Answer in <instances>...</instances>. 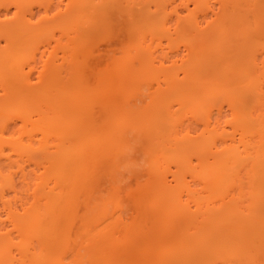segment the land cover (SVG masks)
<instances>
[{"label": "bare ground", "instance_id": "1", "mask_svg": "<svg viewBox=\"0 0 264 264\" xmlns=\"http://www.w3.org/2000/svg\"><path fill=\"white\" fill-rule=\"evenodd\" d=\"M86 1L88 2V0H84L81 2L79 1V3H82L84 5ZM121 1L122 0H120V3L127 2L128 5L130 4V0H123L122 2ZM241 1L244 2V0ZM249 1L251 2V0H247L245 2L248 3ZM201 2L207 4V6L206 4H203L204 7L206 6L205 8L203 7V5H201L204 10L206 9L205 17H208V20H214L210 19V15H207L214 9V7L212 6L213 4L210 3L211 1L202 0ZM77 3L78 2H76L74 5L78 6ZM167 4L169 7L170 4L166 2L162 7L166 8ZM53 5L54 0H47L45 11L48 12V14L49 11L53 9ZM248 6L250 7V5ZM167 8L164 9V13ZM236 8L237 7H234L235 12L237 13L238 9ZM229 9L227 10L230 11ZM74 10L79 11L77 7ZM231 11L228 12L231 13V15H229L227 12L225 13V16H227L226 18L227 20H230V23L229 21H226V19L224 20V18L223 20L221 19L222 21L219 20L220 24H218L219 21L216 22V24H214L213 21H207V26H210L207 27L208 29L206 28V23L204 22L205 20L203 22H201L202 20L200 21V16L198 18H196L195 16L192 20L187 22L186 26L188 27V29H185V33H190L188 34L190 35L188 37L192 41L193 45L190 43L191 46L189 45L190 47H187L188 52H185L186 54L182 53L184 51L180 52L181 49H178L179 51L175 52L174 50L165 52V49H151L150 46L148 50L145 47H143V49L141 47L142 50H145V52H143L141 51V49L137 48V53H140V56H138V60H141L142 63V65L140 63L139 67L142 68V66L145 65V67L143 68H145L146 73L148 75H153V77H156V82L159 81L157 82L159 83L158 86L166 83L168 86V90L165 92L169 91L172 93H176L179 95L178 97H180V95L183 96L185 93H187L185 94V98L183 97L184 99L182 97L178 98L179 100H181V102L179 100L178 102L182 104H184L182 100H184V102L185 100L188 101V98L191 100L192 93L194 94L195 92H201L199 88L198 90H200V92L195 89V84L197 85L199 78L205 75L206 71L209 73H207L208 75H210L211 73L212 76H215L213 78H216V84H219L226 79L224 81V84H222L223 82L221 83L223 87H226L224 85L225 83H228L226 82L228 76L232 78L233 73H231L230 76L229 74L232 67L229 70L226 63L221 64V62H219V59L221 61L223 60V58H225L224 61H226L227 59V52L223 50L226 46H230V44H232L231 40L232 42L233 40H236V43H234V45H237L238 40L243 45H245L248 41V44L251 42V40H249L250 38L246 40L247 38H244L242 36H245L246 33H249L250 27L248 26L251 25L249 24L250 22H244L247 23L246 26L242 22V24L244 25H242L244 29L242 32L239 31L240 29L238 30V28H235L233 30L234 32L231 31L232 36H238L237 34H239V36L241 35V37H243L241 39L240 37L238 40V37L231 38L230 33L229 36L226 32H224L225 28L229 29V27L232 26H239L240 28L241 26L238 25V23L240 24L241 22H237L235 19H232L234 18L233 14H235V12L232 11V13ZM213 13H215V11ZM213 13H210L211 17L214 16L212 15ZM227 14L229 15V17ZM29 15V18L26 17L27 20L23 21L20 19L14 23H10V20L8 21L3 20L2 18L0 19V33H3L2 35L7 36L6 39L8 40V45L6 44V48L4 49L2 48V44L0 42V85L2 86L3 90H5V96H0V117H5L4 127L6 128L10 125V123L16 122L18 116L26 115L28 117H31L30 112L33 113V109H35L36 111L42 110L41 107H43L42 104L44 102V104L47 103L46 105H49L51 108H55L56 111L58 109H61L63 112L61 113L62 115H57L55 117H49L55 114L52 115L49 113L47 115L43 111L39 114L40 117L37 120H42V123L40 126L38 124L37 128L41 127L43 129L44 141H42V144L40 142L41 145L38 147L34 146V140L37 135H31L33 131L30 132L29 135H24L26 134L24 133L17 138L14 137L16 139H13L12 137V139L10 140H5V138L0 136V139L2 138V142L0 140V162H8L11 168H13L15 163L18 164L13 168L16 169L18 166L16 170H10L9 168L10 171L7 173L3 172L2 168L0 169V264H252V258L254 254L247 253L249 249L254 250L257 247V245L254 243L256 240L260 241L262 247L260 254L264 259V218H262L264 217V120H262L261 118L264 116V112H262L264 110L260 111L262 112V114L260 112H258L257 114L258 110L254 111L252 110L251 106H248L249 101L252 103L253 109L254 102L256 103H254L256 108L259 107L262 109V106H264V91H261L259 88L262 83L261 85L260 82L258 83L261 76L257 80L258 74H264V69L261 71L263 72L262 74L261 72H255L259 69L257 70L256 67V69L254 70V66L252 65H255V63H252V60H254L253 57H250V61L248 60L249 58L246 59L247 61H245L246 56H244V58L242 59L240 57L239 59H244V62H241V60H239V63H236L238 61H235V63L237 64L238 73L236 72L235 68H233L232 70L234 72V75H238L236 76L237 78H241L239 79V81L237 78H235L237 81V87L239 88L236 87L235 89L234 87L236 91L232 89L234 97L233 95L230 96L231 100L229 101L230 104L233 101L232 106H234V109L236 108L235 105L238 108V112L236 110V112L233 110V112L235 113V119H233L235 121V126L233 125V127L235 128L234 132H231V135H227V133L226 135H221V133H219L214 137L212 135H209V138L205 136L207 139V143L205 137V143H203V141L197 140L198 136H195L196 140L198 141L196 143L194 135H192L194 140L191 139L192 136L189 135L190 131H188L186 135L181 136L176 134V137H174V135L171 136L175 141H180L175 142V144L180 143L179 145L177 144V146L174 145L175 149L177 147L180 148V151L182 149L183 152H179L184 155L189 151L191 153L195 151L197 154L195 152L194 153L198 157L199 164L195 167L191 166L192 159L190 158L186 163L187 165L184 163L185 168H189L187 172L190 174L192 180H187V172H175L173 174V177L169 179L170 177H168V173L166 172V176L164 171V176H161L163 179H160V181H162L161 185L163 186L162 191L165 189V193L163 194L168 193L166 194V197L169 196L170 198L166 199L165 195H163L164 197H160L161 200H159L160 198H158L156 202L152 201L153 203L151 202V204H148L147 200L145 199H142L143 201L140 199L139 201H137L138 199H135L136 201H133L132 204H130L131 206L129 205L130 210L133 208V213L137 212V216L142 215L144 218H147L149 220L152 218H156L154 219V221L158 219L159 221L152 222V219L148 222L147 219H144L142 221L146 220L147 222L145 221L143 224L139 222L136 226H134V224L132 226L131 223H126V221H123L125 212L129 209L127 204L124 205L125 202L123 200L114 201L113 198L111 199L113 201H109L108 203L106 202L108 199H103L102 197L99 198V195L98 197L97 195H95V189L93 194L90 193L91 191L93 192V189H91V183L93 182V172L91 171H93V165L91 163L94 160H97L95 159V157L97 158L100 154L102 155L103 152H105V154H108V152H106V149H104L107 148V146L110 145L113 150H116V146L113 143H122V139L124 141V134L121 133L122 131L124 133L125 131H128L129 126L127 127V125L129 124L126 123V126H124L126 127V130H123V127L121 126H118L122 128V131L118 130V132H120L118 134H121L120 136L122 138L116 136L120 142L116 141L117 139L115 138V136L114 138H112V140L115 139L114 141L116 142L111 141L110 143L109 141L110 144L103 139H101L103 140V142L101 140L99 141L98 137H91L89 130H92L91 128L94 126L89 129H85V126H82L84 124V121H86L85 123H88V117H90V112H92L93 110L91 109L92 106L89 107L90 109L88 108V106L90 105H87L89 103L85 102L86 99L82 100V97L86 96L82 94L81 90L84 82H81L82 85H78L75 90L70 89L67 91V88L64 89L66 85L65 83H67L68 78L67 75H64L65 69L62 66V64L64 65V62H60L58 65L54 61L57 58L55 59L52 57V60L47 59L44 62V69L43 71H41L40 75V85H36L35 90V85L32 82L31 73L34 68L33 64L37 62V52L34 55L32 54L33 56L30 55V61V58L28 56H24L28 57V62L27 59L23 60L27 62L28 65L26 66L30 67V70L26 72L24 71V64H26V62L24 63V61L20 59V48L19 50L17 48L19 45H24L25 43H27L29 39L35 35H37V37L39 36V34L49 35L50 30L47 31L49 28L46 29L47 27L45 26V28L41 23L40 26H38L39 24L37 25L33 23V13H30ZM165 15L170 16V14L167 15V13H165ZM169 16L168 18L164 16L165 18L163 19L167 20L164 25H162L163 22L162 24H160V29L162 28L161 31L164 30L163 32H165L166 28L168 29L169 33L171 32L170 24L168 25L169 27H167L168 21H170L169 19L171 18ZM46 17L48 16H45V18ZM75 20L78 19L75 18ZM231 20L234 24L237 22V25H233ZM72 22V20L68 22V26H70V28H73L74 26L76 28L75 30H78V28L81 29L82 26L80 25L78 28L76 27V25L72 26ZM225 22L228 23V25H224L223 23ZM221 23L225 27H223ZM217 24L221 25V28L217 27ZM229 24H231V26ZM214 26L216 28V32L219 31V29H222L217 32V34L219 33L217 37H219L220 34L222 37L220 36V44L216 46V48L214 47L215 45H217V42H215L214 39L217 37L213 39L214 41L212 40L213 44L212 42H208L210 40L209 37H205L207 36L206 32L208 34L209 31L211 32V34H208V36L211 37L212 34V36L217 35L216 33L214 34L215 31L213 32V30H215ZM42 27L43 30H41ZM247 27L248 32L245 29ZM70 28L67 27V30ZM184 28L186 27L184 26ZM210 28H212L213 30H209ZM187 30H189V32ZM230 30L228 32H230ZM45 32L48 33L45 34ZM80 32V36L78 35V33H76L78 37L76 36V34L74 35L75 40L76 37L77 39L82 40L83 36H81V34L83 35V33ZM223 32L227 35H224ZM169 33L165 32L166 35H168ZM51 34L53 35V33H50V37L52 36ZM191 34L196 38L191 36ZM222 34L226 37V42L228 41L227 43L222 41V43H224L223 45L228 44L225 45L224 48H222L221 45V40H224L222 39ZM48 35L47 40L50 39ZM228 36L230 37V40L228 39ZM144 37L145 36H143V38ZM245 37L250 36L246 35ZM193 38L195 42L193 41ZM205 38H207L208 40H204ZM196 39H199V41H197ZM77 42L80 43L81 41L78 40ZM79 43H75L77 44L74 47L76 50L77 48H79ZM208 45L210 46L211 50H213V52L208 51V49H210L208 48ZM211 45L214 46V49L211 47ZM78 51L79 49L76 51V53ZM162 51L165 53H162ZM219 51L222 52L219 53ZM181 54H185V56L182 55L183 57H181V59L183 58L182 60L186 62V68H183L182 70L184 73L182 75L183 77L178 74L182 71H176L178 72L177 74L176 72L172 73L168 71V69L172 67V64L175 63L170 64V67L167 66V63L172 62L173 59H176L177 61V58L175 57H179V55ZM216 54H218L219 56H216ZM220 54H223V56H220ZM134 55H136V53ZM254 55L257 62V56L255 53ZM72 57L74 60L71 59V61L73 63L75 62L77 64L75 65L78 66V62L80 63L81 60L79 61V58H74L75 55H73ZM84 57L85 59L87 58V56ZM130 57L132 58L133 55H130ZM219 57L223 58L221 59ZM136 58L137 57H135V60L138 61ZM130 59L129 61L125 59L126 61L122 62L124 64L121 63L123 67H119V70L114 69L117 74L119 73L118 75L112 74V76L115 75L114 77H118L121 74L119 78L122 77V81H126L125 83L124 81L122 82L123 85L127 84V80H129L128 85L130 83H134L133 79L129 77H132L133 74L134 77H136L135 74L137 73H135V71L137 72V70H139L137 69L136 64H134L136 63L134 57L131 59L134 65H131L132 63L130 62ZM211 61H215L213 62L214 64H217L218 61L222 65H219L217 67L218 70L216 69V73V67L213 66L214 64L212 66L215 68L211 66L214 71H212L213 69H211L209 66ZM240 62L242 64H240ZM238 64L241 65L240 68H242L243 70H238ZM255 66H258V64H256ZM78 67L81 68L82 66ZM133 67L136 70L133 69ZM234 67H236V65ZM221 70L223 74L225 72L228 73H225V76L227 75L226 77L221 73ZM130 71H132V74H129ZM80 72L81 71H74L75 75L77 76L75 78L77 79V83L79 82L78 79L80 77L83 81V75L82 73L80 74ZM203 72L204 74L200 75V73ZM78 74H80V77ZM221 76L224 78V80ZM65 78H67V80ZM214 79H212V82H214ZM261 79H264V75ZM245 80H248V83H245L246 85L243 84ZM138 82L139 81H135L134 91L130 94V97H132L131 95L133 94L135 95V93L138 94V90L141 91V89L144 87L141 82ZM193 82L196 83L194 84ZM141 84L142 88L139 89ZM216 84H213L212 86L210 85V87L207 86L209 85V83L205 84V89L206 87L209 88L208 90L206 89V92L209 90H217V88L214 86ZM240 84L243 88L238 86ZM191 85L192 87H190ZM263 87L264 82L262 90L264 89ZM158 88L160 89L162 87ZM183 88L185 89L183 90ZM241 88L243 90H241ZM79 89L81 90V93ZM164 90L166 89H162L163 94L160 91L163 96L165 95ZM246 90H250L248 92L249 95L247 94ZM56 91H60L62 94H57H61V96L59 98H56V102L50 104V101L46 100V98H48V96H50L52 93L54 97V92ZM179 92L181 93L179 94ZM140 93L138 95L141 96L142 93ZM214 93L215 92H211L209 94L212 95ZM250 94L254 95L251 96ZM134 95L133 97L138 96ZM138 97L134 100L127 96L128 99L125 98L123 103L127 99V102H131L134 106L133 102L137 104L136 100H139L140 98ZM250 97H252L253 100H250ZM37 98H39V101L38 103H36L37 106H34L33 103ZM131 99L134 101H131ZM234 101H236V103ZM131 103L129 104V106H131ZM173 103L174 102H170V105L168 103V105L165 106V111L168 114H171V111L173 112V105L176 106V102L174 104ZM124 104L127 106L126 102ZM246 106H248V108ZM127 109L128 108L126 107L124 109L125 111L123 112L124 115L126 113V116L130 115L129 112L131 113L132 111V109H128V112ZM196 109L198 108L196 107ZM208 109V112L206 111L207 116H205L204 120V123L206 125L205 132L213 130L209 127L212 126L214 122V109H209L210 111ZM87 110L91 111L89 112ZM17 111L18 113H15ZM87 112H89V114ZM158 112L156 115L158 117H161L163 112H161L160 110ZM160 112L162 114H160ZM254 112H256L255 114L257 115H254ZM123 113L121 114V116L123 115ZM220 113L223 114L221 106L220 112L218 113L219 116H221ZM259 113L261 115H259ZM140 114L145 115V113L143 112ZM140 114L139 116H141ZM171 115H174V112ZM222 116L216 120L217 124L214 128L216 129V132L217 130H219V127L221 128V126H223L221 125V122H223L221 121ZM73 121H75L74 124H71V122ZM181 121L182 120H180V126H182L181 124L184 123L183 121L181 123ZM227 121L230 122L229 120ZM226 125L227 122L223 128L224 130L226 129ZM86 130L89 132H86L87 135L85 134ZM179 130L180 129H178L177 131V133L179 132L178 134H180V131L182 129L180 131ZM221 132L225 134L226 131ZM50 137H56L52 138L53 140L56 139L54 140L56 143L51 144L48 141V138ZM111 137H113V135L108 136L109 139H111ZM25 138L27 139L26 142L24 141ZM96 139H98L99 143L101 142L103 145H105L103 147V145L100 143L103 147V152L101 151V146ZM187 139H189L190 142L187 141ZM208 139H211V142L210 140L208 142ZM7 141L9 148L6 144ZM184 141H186V143ZM95 142H97L98 144ZM200 142H202L203 144ZM220 143L224 145V147L221 149L219 148V146L221 145ZM6 147L8 148V150H6ZM90 149L93 152H91ZM34 152L38 153V156H36H40L43 161L42 166L46 168V170L41 174H31L33 170H27L28 167L31 166V162H34L33 164H35L36 167H40V165L42 164L39 158L38 160L41 163H39L38 161H32L34 160L33 156H35ZM105 154L103 153V155ZM13 155H16L18 157V160L15 161L13 159ZM87 155L90 157H88ZM182 157L184 158L183 155ZM90 159L92 161H90ZM20 160H22V162H19ZM93 164H95V162H93ZM90 166L92 167V169ZM247 170L248 173L246 172ZM243 171L248 174V182H250L251 184L250 189L253 190L252 192H254L251 193L252 196L250 193L244 190L245 187L243 186V184L245 182L242 181L244 180L242 179V176L243 178H245V175L242 174ZM245 172L244 174H246ZM191 181H194V183L197 182V184L199 183L198 185H201L203 193L204 191L205 193H207L208 198H205V201L203 200V196L200 198V195H202L203 193H198V189L201 188H196L197 190H195V188H192L193 183ZM240 181L242 183L243 189H241V184L239 183ZM173 182L176 183L173 185ZM177 186L180 188V190L178 191V193H176L177 195L175 194V196L174 191L176 192L179 189H176ZM236 186L237 188L240 187V192L244 190V192L250 194L253 202H251V198L249 201L248 198L244 197V200L249 201V206L248 203H245L246 201H243V199H241L246 195V193L243 195L242 191V197H240L241 194L238 197L239 200L241 199L247 205L246 207H244L245 204L243 205L237 199V196H233L231 194L230 190H233ZM158 188L160 187L158 186ZM86 193L90 194H87L88 196H86ZM232 193L235 194L234 191H232ZM78 194H81L82 196H78ZM11 195H13L14 198H9ZM22 196H27L28 199L26 200ZM173 196L174 198H171ZM98 198L102 199L103 201L100 202L101 200H97ZM31 199H33V201L30 203L29 201H31ZM104 200H106L105 203H103ZM111 202H114L113 206ZM143 202L148 205H144ZM29 203L30 205H28ZM238 203H241V206ZM125 206H127V208H124ZM21 209L23 210V212ZM247 209L248 212L246 211ZM161 217H164L163 220L167 218H170V220L162 221ZM261 220H263V226L260 225ZM246 230H250V234H248ZM14 232H16L19 237H21L19 242H16V240L14 241ZM245 254L247 255L244 257ZM241 260L243 261L241 263H238Z\"/></svg>", "mask_w": 264, "mask_h": 264}, {"label": "rangeland", "instance_id": "2", "mask_svg": "<svg viewBox=\"0 0 264 264\" xmlns=\"http://www.w3.org/2000/svg\"><path fill=\"white\" fill-rule=\"evenodd\" d=\"M79 1L81 2L84 0H79ZM79 1L78 0H76V1L75 0H54L53 9L51 11H49V14H48V12L45 11V5H46L47 0H0V19L2 18L3 20H8V21L10 20L9 21L10 23L17 22V20H20V19L25 21V20H27L26 17L29 18L30 17L29 14L33 13V18H32V21H34L33 23H35L37 25L39 24L38 26H40L42 24L44 27L45 26L47 27V28L45 27L46 29L49 28L47 30V31L50 30L49 35H50V33H53V35L52 34L51 35L54 37H52V36L50 37L47 34L50 38L49 40H47L48 39L47 35H40L39 34L38 37H37V35H35V36L31 37L27 43H25L24 45H19L17 48L18 50L20 48V50H19L21 53V54L19 53V55L21 56L20 59H22V61H24V63L26 62L25 61L26 59L28 62V57L30 58V55H32V54L34 55L37 52V62L33 64L34 68H33L32 73H31L32 82L35 85L34 88L36 87V85L37 86L40 85V81H41L40 75H41V71H43V69H44V67H43L44 62L47 59L52 60V57L55 59L57 58L56 60H54V59L53 60L58 65L60 62H62V63L64 62V65L62 64L63 68L65 69L64 75H67V78H68L67 83H65L66 85H65L64 89L67 88V91L70 89L75 90V88L78 85H82L81 82H84L81 90H82V94L86 95V96L82 97V94H81V97H82V100L86 99V101L85 100L84 101L89 103V104H87V103H85V104L90 105V106H88V108L92 106L91 109H93V110H92V112H90L91 110H87L90 112V117L86 116V117H88V120L86 118L85 119L87 120L88 123H85L86 121H84V124L82 126H85V129H89L92 126H94L91 128L92 130H89L91 137H98L99 141L101 139H103L104 141H107V143H109V141L111 143V141L115 140V139L112 140V138H114V136L117 139L118 136L120 138H122L120 135L124 134V136H123L124 141L122 139V143H117L116 141H119L118 139L116 141H114L116 143L112 142L116 146V150H113L110 147V145L107 146V148H104V149H106V152H108V154H105V152L102 151V149L105 145H103L100 142L103 145V147H102L101 144L98 142V139H96L97 142L101 146V151L105 155H103V153L101 152L102 155L100 154L97 158L95 157V159H97V160L93 161V162H95V164H93V162L92 163L90 162L93 165L92 166L93 171H91V172H93V177H92V180H93L92 183L93 184L90 182L92 185L91 189H93V192L91 191L90 193L93 194L94 189H95L96 190L95 195H97V197L99 195L100 196L99 198L102 197L103 199H108L107 201L104 200L103 203H105V201L109 203V201H113V200H111L113 198H114V201H116V200L122 201L123 200L125 202V203L123 202L124 205L127 204L129 207V209L126 210V212H125L123 221L124 222L126 221V223H131L132 226H133V224H134V226H136L139 222H141V224H143L146 220L145 221H142V220L147 219V218H144L142 215L137 216V212L133 213V211H134V210H132L133 208L130 210V206H131L130 204H132L133 201H136L135 199H138L137 201H139V199L140 200L145 199V200H147L148 204H151L152 201L156 202V200H158V198L162 197L163 195H165L166 199L170 198L169 196L166 197V194H168V193L163 194V193H165V189L162 191L163 186L161 185L162 181H160V179H163L161 177V176H164L163 172L165 171V175L167 172L168 173L167 175H169L168 177H170L169 179H171V177H173V174L175 172L183 173V172L188 171L189 168H185L184 163L186 164L187 161H189V158L192 159V162H191L192 165L191 166L195 167L199 164V160H198V157L196 155L197 153L195 151L194 152L196 154L194 152L191 153L189 151L191 149H189L188 150L189 152L185 153V155L180 153L182 151V149H181V151H180V148H178V147L175 149L174 145L177 146L178 143L175 144V142L177 140L175 141L174 138L171 136L174 135V137H176L175 136L176 134L181 135V136L186 135V133H188V131H190L189 135H191V136L194 135L195 140H196L195 136H198L197 140L203 141V143H205L204 142L205 136L208 137L209 135H212L214 137L215 135H218L219 133H221V135L222 134L226 135V133H227V135H229L231 132H234L235 128L233 127V125H234L235 121L233 119H235V117H234L235 113L233 112V110L237 111L238 108L235 105L236 108L234 109V106H232L233 101L231 102V104L229 101L231 100L230 96L233 95V90H235L237 87V84H236L237 81L235 78H237L236 76H238V75H234V72L232 70H233V68H235L236 72L238 73L236 63H239V60L244 58V56H246L245 61H247L246 59H248V58H249L248 60L250 61V57L252 56L253 59L255 60V61L252 60V63H255V65L258 64V66H255L254 64H252L254 66V70L256 69V67H257V70L259 69L258 71H255L256 73L257 72L259 73L264 69V0H253V1L251 0L252 3L250 1H249L250 3L245 2L247 0H244V2L241 0H238V1L237 0H210L211 1L210 3L213 4V5L212 4L211 5L214 7L213 10L215 11V13H213L214 11L212 10V12H210V13H213L212 15H214V16L211 17L210 13H208L207 15L208 16L210 15L209 16L210 19H214V20H208L207 19L208 17L207 18L205 17L206 16V14H205L206 9L204 10L201 6L204 4L201 2L202 0H176V1L175 0H134V1L130 0L129 5L127 2H122L123 0L121 1L122 3H120V0H88V2L86 1V3L84 5L82 3L80 4ZM198 1H200L201 3ZM76 2H78L77 3L78 6L74 5ZM165 2L170 4L169 7H168V4L166 5V8L167 7L168 8L165 11V13H167V15L170 14V16L169 15L168 16L171 17L169 19L170 21H168V24H167V27H169L168 26L169 24L172 27V28L170 27L171 32L169 33L167 28L165 30L166 33L167 32L169 33L168 35H166L165 32H163L164 30L161 31L162 28L160 29V24H162V22H163L162 25H164L165 22L167 21L166 19H163V18H165V17L168 18V16H166L164 13V9H166V8L162 7L163 5H165ZM204 5H203V7H204ZM248 5H250V7ZM206 6H207V4H206ZM76 7H77V9H79V11L74 10ZM234 7H237L236 8V9H238L237 13L235 12ZM227 9H229L230 11L232 9V11L235 12V14H233L234 18H232V19H235L237 22L238 21L241 22L240 24L238 23V25L242 26L243 25L242 22L243 23L244 22H247V23L250 22L249 24H251L250 26H248V27H250L249 33H246V35L250 36V37H245L246 35L245 36L242 35L244 38H247L246 40H248L250 38L249 40H251V42L249 44H248L249 41L245 45L241 44V42L238 40L239 37H240V39L243 38V37H241V35L239 36V34H237L238 36H234V35L232 36V34H231L232 32H234L233 30L235 28L236 29L238 28V30L240 29L239 31L242 32L244 30L243 26L244 25L246 26L247 23H244L242 28H241V26H240V28H239V26L238 27L232 26L233 27V29H232V27L228 26L229 29L225 28V31H224L228 35L230 33L231 36L230 35L229 36L231 38H233V37L237 38L238 37L237 38V40H238L237 45L235 44L236 46L234 45V43H236L235 42L236 40L235 41L233 40V42L231 40V43H232V44H230L231 47L226 46L227 48L225 47V49L223 50V51L227 52L226 53L227 56L224 54L227 58L226 61H224L225 58H223V57H219V58H221V59L223 58L222 61H224V62H222L218 58L219 62H221V64L222 63L227 64L229 70L232 67L229 75L231 76V73H233L234 78L232 77L233 78L232 79L231 77L228 76V79L226 81L228 83H225L224 86H226V87H223V85H221V83L223 82L222 84H224V81L226 80V79L224 80V78L227 76V75L225 76V73H226L225 71H224L225 73L223 74L222 70H221V73L225 77L223 75L222 76L224 78L221 76L224 81H222V79L220 77L222 82L219 84L215 83L216 78L215 79L213 78L215 76H212L211 73H210V75H208L209 73L206 71V74L201 76V78H199L197 85L195 84L196 82H193L195 84V87H196L195 89L199 92L201 90V92L200 93L195 92L194 94L192 93L191 94V96H192L191 100L189 98H188V101L185 100V102H187V103H185L184 100H182V102L184 104L179 103L178 98H180V97L185 98V94H187V93H185L184 95L182 94L183 96L180 95V97H178L179 95L176 93H172L169 91L165 92L168 90V88H167L168 86L166 83L164 84L162 82L163 84L161 86H158L159 83H157V82H159V81L156 82V79H157L156 77H153V75H148L146 73L145 68H143V67H145V65L142 66V68L139 67L141 60L140 61L138 60V58H139L138 56H140L139 55L140 53L139 54L137 53L138 52L137 48L141 49V47H142V49H143V47H145L148 50L151 46V49H156V48L161 49L162 48V49H165V52L170 51V50H174V52H175V51H179L180 49H181L180 52L184 51L182 53L188 52V48L191 46L192 41L188 37V36H190V35H188L190 33H188V34L185 33V31H186L185 29H188V27L186 26L187 25L186 23L189 22L190 20H192L193 17H195V16H196V18H198L200 16L199 19H200V21L202 20L201 22H203L205 20L204 22L206 23V28L209 26V25L207 26V24H208L207 21H211V22L213 21L214 24H216V22H218L219 20L222 21L224 18V20L226 19V21H229V23H230V20H227V18H226L227 16H225V13L228 11ZM230 11H228V12H230ZM203 14H204V18H203ZM228 14L231 15V13H228ZM229 15H228V17H229ZM45 16H48V17L45 18ZM230 17H232V16H230ZM75 18H77L78 20H81V21L75 20ZM71 20L73 21L72 26L76 25L77 28L79 27V25L82 26L81 29L78 28L79 31L75 30L76 28L74 26H73L74 29L70 28V26H68V22ZM220 21L218 22V24H220ZM79 22H80V24H79ZM237 22L234 24L232 21V24L237 25ZM65 23L67 24V27L70 29L67 30ZM218 24H217V27L221 28L222 23H221V25H218ZM223 24L228 25V23H226V22ZM69 25H70V23H69ZM183 25L186 28H184ZM224 25H222V26L225 27ZM229 25L231 26V24H229ZM251 26H252V28H251ZM162 27H164V26H162ZM248 27L245 29L247 30ZM214 28H215V26H214ZM41 30H43V27ZM209 30H213V29L210 28ZM220 30H222V29H219V31ZM229 30H230V32H228ZM69 31H70V33H69ZM74 31H77V32H74ZM80 31L83 33V35L81 34V36H83L82 40L77 39L78 36L76 33H78V35H79ZM187 31L189 32V30H187ZM219 31H217V32H219ZM213 32H214V34L215 33L217 34L216 28H215V30H213ZM224 32H223V34H224ZM247 32H248V30H247ZM46 33H48V32H45V34ZM226 33L224 35H227ZM235 33H236V31H235ZM2 34L3 33H0V39H1L0 42L2 44L1 45L2 48L4 49V48H6L5 45L7 44L8 40L6 39L7 36H4ZM75 34L77 36L76 40L81 41L80 43L75 40V36H74ZM208 34H211V32L209 31ZM208 34L206 32L207 36H205V37H209L211 41L209 40L208 42H212V40L215 37H217L219 33L216 36L215 35L212 36L213 35L212 34L211 37H213V38L208 36ZM224 35L222 38L224 40H221L222 48H224L225 45H228V44L223 45L224 43H222V41H224L225 43L228 42V41L226 42V40H225L226 37ZM143 36H145L146 38L145 37L143 38ZM191 36H193V35L191 34ZM220 36H221V34H220ZM220 36L214 39L215 42H217V45H215V47L213 45H211L212 48L213 47L216 48V46H218L220 44V41H219ZM229 36H228V39L230 40ZM193 37L196 38L195 36H193ZM194 38H193V41H194ZM142 39H143V41H142ZM204 40H208V39L205 38ZM48 41L51 43H49ZM197 41H199V39ZM218 41H219V43H218ZM142 42H143V44H142ZM215 42H214V44H215ZM75 43L80 44L79 48H77V50L79 49V51L77 53H76L77 50L74 48L75 45H77ZM212 44H213V42H212ZM3 46H5V47H3ZM208 48H210L209 45H208ZM228 48H230V49L232 48V49L230 50ZM142 49H141V51L145 52V50H142ZM208 51L213 52V50H211V48L208 49ZM165 52L162 51V53H165ZM221 52L219 51V53H221ZM135 53H136V55H134ZM254 53L257 56V62H256V58H255ZM185 54H181V55H179V57L178 56L175 57V58H177V61H176V59H173L175 62L173 60H172V62H168L167 66H169V67L171 66L170 64L175 63V64H172V67H170L168 69V71L173 73L176 71H178V72L182 71L183 68H186V66H185L186 62H184L182 60L183 58L181 59V57H183L182 55L185 56ZM73 55H75L74 58H77V59L79 58L78 59L79 61L81 60L80 63L78 62V64H79L78 66H82L83 68L82 67L79 68L78 66H76L77 64L75 62L73 63L71 61V59H73V57H72ZM130 55H133L134 60H135V57H137L136 59L138 61L135 60L136 63H134V64H136V67L139 70H137V72H136L135 71L136 69L133 67V69H135L134 70L135 73H137V74H135L136 77H134V74L132 77H129V76L128 77L133 79L134 83H130L128 85L129 80H127L126 85H128V86H126L125 84L123 85V83H122L123 81H124V83L126 81L125 80L122 81V79H121L122 77L119 78V76L121 74L118 77H114L115 75L112 76V74H116V75L119 74V73L117 74V72L115 70H119L118 68L122 66L121 65L122 62H124L126 60L129 61V59L131 58ZM217 55L218 54H216V56ZM24 56H28V57H24ZM84 56H87V58L85 59ZM220 56H223V54L222 55L220 54ZM22 57H24V58H22ZM237 57H238V59H237ZM240 57H241V59H239ZM178 58H179V60H178ZM23 59H25V60H23ZM30 60H31V58L29 59V61ZM215 61H216V59H215ZM215 61H213V62H215ZM235 61H238V62L235 63ZM242 61L244 62V59L241 60V62ZM27 62H26V64H24V67H25L24 71H26V72L30 70V67L26 66V65H28ZM130 62L132 64L131 63H129V64L134 65L132 60ZM213 62L211 61L212 64L210 63L209 66L211 69L216 67L215 68V73H216V71L218 70L217 67L221 64L217 61V64L215 63L217 65L216 66ZM241 62H240V64H242ZM125 63H127V62H125ZM122 64H124V63H122ZM141 65H142V63H141ZM212 65L215 67H213ZM235 65H236V67H234ZM238 66H239L238 70H243L242 68H240L241 65L238 64ZM242 66H244V65H242ZM116 67H117V69H116ZM74 71H77V72L81 71L80 74L82 73V75H83V77H82L83 81L81 80L80 74H78L80 78L78 79L79 82L77 83V79H75L77 76L75 75L76 72L74 73ZM113 71H114V73H113ZM212 71H214V69ZM120 72H121V70H120ZM178 72H176V74ZM130 73L132 74V71H130L129 74ZM262 73L263 72H261V74ZM178 74H180V76H182L184 73L182 71ZM201 74H204V72L200 73V75ZM226 74H228V73H226ZM263 75L264 74H262V75L258 74L257 80L260 78V76L262 78ZM198 77H200V76H198ZM67 78H65V79L67 80ZM261 78H260V80H262V81L259 80L258 83L260 82V85H261V83H262V85L260 87L258 85V87L260 88L261 91H264V89L262 90L264 79H261ZM212 79H214V82H212L213 81ZM237 79L239 81V79H241V78H237ZM135 81L141 82L144 87L142 88V84H141L140 88H139V89L142 88L141 91L137 89L138 94L140 92L142 93V94L140 93L141 96L138 95L137 93H135V95H138L140 97L139 98L137 96L139 98V100H136L137 104H135V102H133V104H134V106H133L132 103L130 102L131 106H129L130 103L127 102V99H128L127 96H129V98H132L134 100H135V98H137L134 94L133 95L135 97H133V95H131L132 97H130V94L133 93V91H134ZM150 82H152V83H150ZM242 82H243V80H242ZM246 82L248 83V80H245L243 84H245ZM208 83H209V85H207V86H209V87H210V85L212 86L213 84H216L214 86L217 88V90L216 89L213 91L209 90L206 92V89L208 90L209 88L206 87V89H205L204 85L208 84ZM211 83H213V84H211ZM241 84L238 86L242 87ZM136 85H137V83H136ZM192 85L190 87H192ZM158 87H162V88L159 89ZM234 87H235V89H234ZM198 88L200 90H198ZM237 88H239V87H237ZM242 88H241V90H243ZM162 89H166V90H164V93H165L164 96L162 95L163 94ZM184 89L185 88H183V90ZM224 89H225V91H224ZM35 90H36V88H35ZM60 90H62V89H60ZM81 90L79 89L80 93H81ZM190 90H192V89H190ZM231 90H232V93H231ZM160 91L162 92V94L160 93ZM192 91H194V90H192ZM246 91L248 94V92L250 90L249 91L246 90ZM181 92H179V94ZM184 92H186V91H184ZM211 92H215V93L210 95L209 93H211ZM54 93H55L54 97H53V93H52L51 94L52 96L50 95V96H48V98H46V100L50 101V104L56 102L57 101L56 98H59L62 94L60 91H56ZM59 93H61V94L57 95ZM207 95H210V96H207ZM253 95H251V96H253ZM0 96L1 97L5 96V90H3L1 85H0ZM233 97H234V95H233ZM125 98H127L125 101L127 103V106L124 104L125 102L123 103ZM132 99H131V101H134ZM249 99L253 100L252 97H250ZM38 101H39V98L36 99V101L33 103V105L37 106L36 103H38ZM179 101L181 102V100H179ZM254 101H255V99H254ZM170 102L171 103L176 102V106L173 105L174 107L172 109L174 112V115H171L173 113L172 111H171V114H168L165 111V109H166L165 106L168 105V103L170 105ZM234 102L236 103V101H234ZM44 103L42 104L43 107H41L42 110L36 111L35 109H33L34 110L33 113L30 112L33 110H30L29 112L31 113V115H30L31 117H28L26 115L18 116L16 119V122L10 123V125L7 126L6 128L4 127L5 117H3V116H2L3 118L0 117V136L5 138V140H7V139L10 140V139H12V137H13V139H16L17 137H19L21 134H24V133H26L24 135H29L30 132L33 131L31 133V135H33V134L37 135L35 140H34V146L35 147L40 146L42 144V141H44L43 140V132L44 131L41 127L37 128V125L39 124V126H40L42 123V120H40V121L37 120L40 117L39 114L42 113V111H43L47 115L49 113L52 115L55 114L53 116H49V117H55L57 115L58 116L62 115L61 113L63 112L61 109H58L59 111L58 110L56 111L55 108L53 109L49 105H46L47 103L46 104H44ZM254 103H253L254 109H253L252 103L250 101L248 102V106H251L252 110H254V111L258 110L257 114H258V112L264 110V106H262L263 107L262 109L259 107L256 108ZM128 106L131 108H129ZM198 106L201 108H199ZM220 106H221V109H222L223 114H224L223 115L220 113L221 116L223 115L222 119H221V121H223V122H221V125H223V126H221V128L219 127V130H217V132H216V129H214L216 124H217L216 120L219 117H221L218 114L220 112ZM248 106H246V107L248 108ZM126 107L128 109H132L131 113L127 109V111L130 114V115H128V113H127L128 116H126V113H125V115L123 113L125 111L124 109ZM196 107L198 109H196ZM208 108L211 110L214 109L213 110V112H214L213 121L214 122H213L212 126L209 127L210 129H213V130H211L209 132L208 131L205 132L206 125L204 123L205 122L204 120H205V116H207L206 113L208 112L207 111ZM30 109H32V108H30ZM86 109H87V107H86ZM159 110L161 112H163V114L160 112V114H162L161 117H158L156 115ZM89 112H87V113L89 114ZM142 112L145 113V115L140 114ZM262 112H264V111H262ZM262 112H260V113L262 114ZM15 113H18V111ZM122 113H123V115L121 116ZM255 113L256 112H254V115H257ZM260 113H259V115H261ZM139 114L141 116H139ZM158 114H159V112H158ZM142 115H144V116H142ZM263 117H261L262 120H264ZM180 120H182L184 122V123H182V121H181L182 126H180ZM227 120H229L230 122H228ZM33 121L35 122V124ZM74 122L75 121L71 122V124L72 123L74 124ZM226 122H227V125L225 127L226 129L224 130L223 128H224ZM126 123L129 124V125H127V127L128 126L129 127H128V131L127 132L125 131V133H126L125 134L122 131L121 127H123V130H126L125 129L126 127H124V126H126ZM118 126H121V127H118ZM93 128L95 131L93 130ZM178 129H180V130L184 129V130L183 131L181 130L182 132L179 130L180 134H178L179 133V132L177 133ZM210 129H206V130H210ZM217 129H218V127H217ZM118 130L122 131V133L120 135L118 134V133H120V132H118ZM221 131H223V132L226 131V132L224 134ZM86 132H88V131L86 130L85 134H86ZM108 132H109V135H108ZM107 135L108 136L113 135V137H111V139H109ZM237 135H239V134H237ZM14 137H16V138H14ZM91 137H90V139H91ZM26 138L24 140L25 142L27 141ZM50 138H48V141L51 144L56 143L54 141L56 139H54V140L52 139V138H56V137H50ZM191 139L194 140L193 136ZM205 139H206V137H205ZM211 139H208V142H209V140L211 142ZM0 140L2 142V138ZM103 140H101V141L103 142ZM197 140L195 141L196 143L198 142ZM8 141L6 142V144L8 143ZM187 141L190 142L189 139H187ZM40 142H41V144H40ZM97 142H95V143H97ZM177 142H180V141H177ZM184 142L186 143V141H184ZM107 143H105V144H107ZM200 143H202V142H200ZM206 143H207V139H206ZM196 145H198V144H196ZM198 146H200V145H198ZM7 147L9 148V145ZM7 147H6V150H8ZM223 147H224V145H222V144L219 146L220 149ZM120 148H121V150H120ZM177 149H179V150H177ZM90 151H91V149H90ZM91 152H93V151H91ZM36 155L38 156V153H35V156H33L34 160H32V161H38L39 162V160H41L42 164L40 165V167L39 166L36 167L35 164H33L34 162L33 163L31 162V166H29L27 169L28 171L33 170V172H31V174H33V173L34 174L35 173L41 174L42 172H44L46 170V168L42 166L43 165L42 159L40 158V156L37 157ZM182 155L184 156V158L182 157ZM88 157H90V156H88ZM181 157L183 158V160ZM38 158H39V160H38ZM13 159L16 161V160H18V157L16 155H13ZM90 161H92V160L90 159ZM19 162H22V160H20ZM41 162H39V163H41ZM16 165H18V164L15 163L14 166L16 167ZM14 166H13V168H14ZM92 167H91V169H92ZM1 168L3 169V172L7 173L11 169L16 170L18 168V166L16 169H13L9 166L8 162H0V169ZM9 168H10V170H9ZM244 172L245 171L242 172V174L245 175L244 176L245 178H243V176H242V179H244L242 181L245 182L243 184V186L245 187L244 190L250 194L254 193V192H252L253 190L250 189V186H251L250 182H248L249 181L248 180L249 177L247 176L248 170L246 171L247 173L245 172L246 174H244ZM162 173H163V175H162ZM187 175H188L187 180H192L191 176L188 172H187ZM90 183H89V185H90ZM175 183L176 182H173V185ZM192 183H193L192 188H195V190H197L198 188H201V185H198L199 183L198 184H197V182L194 183V181ZM239 183L241 184V189H243L241 181ZM87 184H88V182H87ZM87 184H86V186H87ZM158 186L160 188H158ZM178 188L179 187L177 186L176 189H178ZM236 188H237V186L233 190H230V191H231V194L233 196H237V199H238V197L242 191H243L242 192L243 195L246 192H244V190H242L240 192V189H239L240 187L237 188L238 190ZM235 189H236V191H235ZM179 190H180V188L176 192L174 191V195L176 193H178ZM250 190H251V192H250ZM232 191H234L235 194H233ZM90 193H86L85 195L88 196L87 194H90ZM198 193L199 194L203 193L202 188L198 189ZM204 193H205V191H204ZM204 193L202 195H200V198L203 196V198H204L203 200L205 201V198H208V196H207V193H205L207 196L206 197ZM248 193H246V195L243 197L241 194L240 197H242L241 199H243V201H246L245 203H248V206H249L250 205L249 201H250L251 197H250V194H248ZM81 194H78V196ZM92 194H91V196H92ZM199 194H197V195H199ZM13 195H14V193H13ZM13 195H11L12 197L11 196L10 197L8 196V197L14 198ZM251 196H252V194H251ZM244 197L248 198L249 201L244 200ZM23 198L26 200L28 199L27 196H24ZM99 198L97 200H101L100 202H102L103 200L99 199ZM171 198H174V196ZM187 198H188V196H187ZM241 199L240 200L238 199V200L244 205L245 203ZM159 200H161V198ZM252 200L253 199L251 198V202H253ZM32 201H33V199H31V201H29V202L31 203ZM142 201H140V202H142ZM30 203L28 205H30ZM113 203H112V206H113ZM241 203L240 204L238 203V204L241 206ZM145 204L146 203H144V205ZM148 204H146V206ZM110 206H111V204H110ZM246 206L247 205L245 204L244 207H246ZM124 208H127V206H125ZM246 211L248 212V209ZM22 212H23V210H22ZM263 214H264V211H263ZM149 218H151V217H149ZM163 218L164 217H161L162 221L170 220V218L169 219L167 218L164 220H163ZM262 218H264V217H262ZM152 219H150V220H152V222L159 221V219L154 221V219H156V218H152ZM150 220L147 219L148 222ZM171 220H172V218H171ZM262 222H263V220H261L260 225H262ZM239 226H240V224H239ZM246 231L248 232V234H250V230H246ZM16 232H14V241L16 240V242H19L21 237H19ZM254 243L257 245V247L254 250L249 249L247 254H251V253L254 254V256L252 258V261H253L252 264H263L264 259H263V256L260 254L261 248H262L260 241L256 240ZM247 254H245L244 257ZM242 261L243 260H241L238 263H241Z\"/></svg>", "mask_w": 264, "mask_h": 264}]
</instances>
